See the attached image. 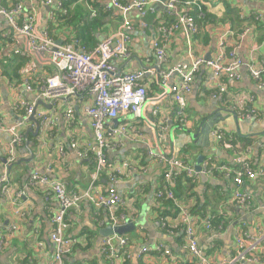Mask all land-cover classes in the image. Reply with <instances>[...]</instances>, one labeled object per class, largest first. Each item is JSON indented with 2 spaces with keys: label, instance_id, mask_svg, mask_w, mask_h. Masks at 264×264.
<instances>
[{
  "label": "crops",
  "instance_id": "crops-1",
  "mask_svg": "<svg viewBox=\"0 0 264 264\" xmlns=\"http://www.w3.org/2000/svg\"><path fill=\"white\" fill-rule=\"evenodd\" d=\"M41 0H0V7H11L17 3L23 5L27 12L34 11L37 31L41 32L52 24L49 23V15L52 6H44ZM59 1V0H57ZM69 6L70 15L75 18L70 24L61 26L55 22L51 33L58 43L75 36L77 28L83 27L81 15L89 13L88 27L90 37L87 45L94 46L105 36L112 34L122 23L123 18H128L134 23V30L129 33L130 56L126 60L116 61L121 73H130L141 69H154L158 63L152 50V42L157 36L160 24L167 16L165 2L156 0L152 5V13L146 19L147 28L138 27L139 19L134 11L124 15L117 10L105 9L92 17L90 7L96 3L102 8L109 0H62ZM123 4H129L133 0H119ZM193 1V0H191ZM207 12L219 18H226L229 9L241 17L260 15L264 19V0H203ZM190 6H184L188 9ZM86 14V15H87ZM85 18V20H87ZM94 19V20H92ZM229 19V18H228ZM226 23H209L205 26V34L202 39L196 40L194 36L180 30L175 32L166 46L167 57L160 65L163 70H169L175 65L186 64L189 54L202 58L215 57L218 51V42L225 40V51L234 52L237 59L242 62H251L259 65L264 62V28H256L255 25H230ZM91 22V23H90ZM62 24V23H61ZM63 25V24H62ZM50 29V27H49ZM7 23L0 18V121L4 127L13 125L21 118V114L13 109L18 98L27 102H34L37 113L48 114L51 118L57 117L52 129L39 127L37 136L34 131L37 127L34 122H25L23 138L29 141V148L23 145L16 152V161L8 165L5 161V144L9 140L6 133L0 132V177L5 175L8 179V192L0 191V233L4 234L11 226L17 229L9 240L8 246L0 253V264H41L48 261L52 255V245L49 242L51 229L50 219L53 211L57 209L52 199L46 198L38 190L29 186V178L34 170L46 175L49 179L65 183L68 195L79 194L87 191L92 185L99 190L109 187L107 175H100L99 180L93 181L94 162L88 155L80 158L78 152L82 151L86 144L93 141L92 131L88 120L83 114V105L75 108L76 123L69 127L63 119L66 105L63 101H55L52 104L44 102L37 105V85L41 79L54 74V69L48 65H41L36 58L30 59L34 64V80L31 82L33 90L27 92L23 86H19L20 78L15 71V59L25 58L20 56V51L26 47L25 38L10 37ZM83 40V39H81ZM24 67V65H23ZM242 79L237 83H228V90L232 94L248 93L254 96L253 107L256 109L260 122L239 120L232 111L229 101L211 100L209 93L212 91L209 83V73L201 69L194 79L191 94L186 99L185 118L182 124H174V114L171 103L165 99L160 103L161 118L170 130L167 143L159 146L168 157L181 159L195 168L199 156L204 161L213 158L215 164L233 165V153L221 149L212 136L216 128L230 136H238L243 140L252 142L241 154L251 161L254 170L264 171V87L259 88L242 69ZM17 77V79H16ZM150 97L161 95L162 89L158 81L146 79ZM49 107V108H48ZM150 106L146 107V114L150 112ZM150 144L157 147L154 134L142 123L134 119H128ZM201 125H206L203 131L196 134ZM208 128H211L207 131ZM32 130L31 133L27 132ZM77 142V148L70 147L71 141ZM154 142V143H153ZM243 142V141H242ZM245 142V141H244ZM63 148L60 153L59 148ZM32 158V160H28ZM107 159L110 165L118 162H127L130 168L116 184V191L122 198L119 212L128 215L134 225V230L123 235L128 240L125 251L129 255L126 264H180L183 257V234L181 231L167 232L161 228L160 217L167 212V206L155 197L160 188L163 172L162 163L155 161L147 155L145 147L134 142H126L120 149L109 152ZM22 160H28L26 163ZM202 162V163H203ZM201 163V165H202ZM241 190L252 198L254 208L245 211L236 206L231 197L234 191L233 183L222 177L220 173L212 176H200L197 178L192 197L183 203L190 210L193 209L194 217L201 220L203 217L220 212L225 213L233 222L221 220L222 228L205 230L198 221L195 225L194 239L201 249L204 257L210 262H219L234 254L235 238L234 229L237 224H243L250 236L257 235L264 229V175L252 180L245 179ZM16 192H22L21 197L14 202ZM190 193V195H191ZM22 214L18 216L16 214ZM169 214V213H168ZM66 229L64 235L67 238L79 241L72 254L65 258V264H106L100 255L102 238L99 231L108 227L107 213L105 210L95 212L87 202H82L80 210L69 211L66 215ZM157 245L167 247L171 258L155 256L152 250ZM143 248L150 253H141ZM259 263L264 264V249L256 253ZM171 260L173 262L171 263ZM191 264V263H190Z\"/></svg>",
  "mask_w": 264,
  "mask_h": 264
},
{
  "label": "built area",
  "instance_id": "built-area-1",
  "mask_svg": "<svg viewBox=\"0 0 264 264\" xmlns=\"http://www.w3.org/2000/svg\"><path fill=\"white\" fill-rule=\"evenodd\" d=\"M156 0H133L129 4H123L119 0H109L104 9L106 11L117 10L124 15L134 11L138 15L141 29L147 28L146 19L152 13L151 5ZM44 6H52L49 15V23L57 21V15L65 17L67 10L62 5V0H41ZM184 6H190L187 10ZM195 6L191 0H167L165 8L168 17L174 23L158 27L157 36L152 42L153 55L158 63L154 69H141L130 73H121L117 68L116 61L126 60L130 56L129 44L130 32L134 30L133 21L123 18L122 23L112 34L105 36L97 45L86 50L80 47V41L75 36H70L68 40L58 43L50 34L48 27L41 32L37 31L34 11L27 12L22 4L17 3L11 7H0V18L8 25L10 37L25 38L26 47L20 51V56L25 58V64L20 72V84L30 92L33 90L34 64L30 57L36 58L41 65L53 67L54 74L41 79L37 85V98L42 102L52 104L55 101H63L66 109L63 112V119L69 127L76 123L75 108L83 105V114L89 122L92 131L93 141L85 145L82 151L77 154L80 158L88 155L94 162L92 180H99L100 175L106 174L109 187L102 191L93 185L87 191L79 194L68 195L65 183L58 180L49 179L46 175L34 170L29 178V186L43 193L48 199H52L57 209L53 211L50 219L49 242L52 245L51 258L41 264H65V258L74 251L79 241L67 238L64 235L66 225V215L69 211H79L82 202H87L95 212L105 210L107 213L108 226L114 228L122 227L129 220L128 215L119 212L122 198L116 191V184L130 164L123 162L109 164L107 154L116 151L130 141L143 145L147 155L162 163L165 170L163 181L165 188L157 190L155 197L158 201L168 200L173 207L169 217H160L161 228L167 232L179 230L183 234V257L180 264H256L259 263L256 253L264 249V229L257 235L250 236L244 229L243 224H237L234 229L235 250L234 254L219 262H210L203 256L200 247L194 239L195 225L201 222L205 230L212 229L214 221L218 223L215 228L221 229L223 219L229 222L233 220L225 213L220 212L218 216L211 214L201 220L194 217L188 207L176 198L171 188L176 177L184 174L188 178H198L200 176H212V172H217L225 179L230 180L234 185L231 201L245 211H252L254 208L252 198L244 194L241 186L245 179L252 180L255 177L263 176L262 169L254 170L246 155L235 153L232 147L231 137L225 139L221 130L216 128L212 131V136L216 143L223 149L233 152V166L215 164L213 158H208L201 165L200 171H196L193 166L185 163L181 159L168 157L165 151L159 146L165 145L168 141L170 127L169 123L161 118L160 103L165 99L172 105L174 120L179 124L184 122L186 111V99L191 94L194 79L200 70L206 69L209 73V83L212 91L209 93L211 100L229 101L233 107L232 111L239 120L260 122V117L256 109L252 106L254 96L252 94H232L228 90V83H237L242 79V69L259 88L264 87V62L255 65L251 62H242L237 59L234 52L226 55L225 40L222 38L218 42V51L215 57L206 61L200 56L188 55L186 64H178L169 70H163L161 64L167 57L166 46L169 38L177 31H184L187 36L196 35L198 26L189 10ZM94 17L95 12H91ZM256 20L260 21L264 28V19L256 15ZM158 81L162 89L161 95L156 98L150 97L146 79ZM150 106V112L146 114V107ZM15 112L21 114V118L9 127H4L0 121V132L9 136L5 144L6 163L14 164L16 152L23 145V130L25 122L30 117H34L41 128L50 131L55 125L57 117L51 118L48 114H39L36 111L34 102H27L18 98L13 105ZM142 122L153 134L157 144L153 146L147 139L139 133L132 124ZM172 120V121H174ZM157 133V137H156ZM158 139V142L156 141ZM154 143V142H153ZM70 147L77 148V142L72 140ZM60 153L63 148H59ZM8 179L5 175L0 177V191L8 192ZM22 195L16 192L14 202ZM18 216H22L16 212ZM17 227L11 226L4 234L0 233V253L8 246L9 240L13 237ZM128 240L123 236L113 235L102 239L100 245V255L106 264H125L129 259L125 251ZM155 256L160 258H171L169 249L163 245H157L152 250ZM141 253H150V250L143 248ZM173 260H171V263ZM176 264V263H174Z\"/></svg>",
  "mask_w": 264,
  "mask_h": 264
},
{
  "label": "trees",
  "instance_id": "trees-1",
  "mask_svg": "<svg viewBox=\"0 0 264 264\" xmlns=\"http://www.w3.org/2000/svg\"><path fill=\"white\" fill-rule=\"evenodd\" d=\"M193 1L195 2V6L190 8L189 15L192 16V18L194 19L195 23L198 26L197 33H196V35H194V37H196V40L203 38V36L205 34V26H207L209 23H211V24H214L216 22L226 23L225 21L228 18H229L228 22H230L229 23L230 25L231 24L232 25H236L237 27H241L242 25H244V27L245 26L247 27L248 25H255L256 28L262 29V26L260 24L261 22L256 20V15L255 14L254 15H250L248 17H241L240 15L236 14L235 11L229 9L228 13H231V14H234V15H227L228 17H226V18H219L216 15H213L212 13L207 12V10L205 9L204 4L202 3L203 0H193ZM61 3L63 5V7L67 10V15L65 17L57 15V21L56 22H57V24H60L61 26H64L66 24H70L72 21L75 20V18L72 16V14L70 15V10H69V6L68 5L71 2H69L68 4H65V2L62 1ZM90 3L92 5L89 8L90 9V13L93 11L91 8L95 9L97 14H99L101 11L104 10V8H102V6H99L96 3L94 5H93L92 2H90ZM86 14L87 13H85L84 15L80 14L81 15L80 20H83V27L76 29L77 33L75 34V37H76V39H78L80 41V47H82V48H84L86 50H91L97 44L94 45V46H88L87 45V43L89 41V39L87 37H90V31L87 30V29H89L88 27H90L91 24L88 23V19L86 18V16L89 17V13L87 15ZM85 18L87 20H85ZM92 20H94V19H92ZM173 23H174V20L172 18L165 16V17H163V21H159L158 20L154 24H160V26L161 25L169 26V25H171ZM52 25L48 26L49 34H50L51 37H52V33H51ZM49 27H50V29H49ZM52 38H54V37H52ZM81 39H83V40H81ZM225 53H226V55H228V50H226ZM15 62H16L15 71H18V74H20V72H21V70L23 68V65H24L23 59L17 57L15 59ZM19 78H20V75H19ZM16 79H17V77H16ZM173 122H174V124H178L179 123L178 120H174ZM221 132L224 135L225 139L231 137V139H232L231 143H232L233 151L235 153H242V151H244L247 147H250L251 144H252V142L250 140L249 141L248 140H243V139L239 138L238 136H234L233 137V136L225 134L223 131H221ZM220 148L223 149L221 146H220ZM230 152L233 153L232 151H230ZM250 163H251V161H250ZM212 174L213 175H218L219 173L213 171ZM196 181H197V178H188L184 174H181L178 177H176V179L174 180L173 185L172 186L167 185V188H171L173 193H174V195L176 196V198L180 199V201H182V203H183V201H188V198L192 197L193 192L191 193V191H193L194 187L196 186ZM165 186L166 185H165V183L163 181V177H162V180L160 182V188L158 190L164 189ZM190 193H191V195H190ZM160 201L165 206H167V212L165 211V213H162V216L169 217L171 209L173 207L172 203L170 201L164 200V199H161ZM190 211L193 214V209L190 210ZM220 221H221V219L219 220V222ZM217 223H218V221L216 219L214 221V223H213V226L217 225ZM126 263H127V261L125 262V264Z\"/></svg>",
  "mask_w": 264,
  "mask_h": 264
},
{
  "label": "water",
  "instance_id": "water-1",
  "mask_svg": "<svg viewBox=\"0 0 264 264\" xmlns=\"http://www.w3.org/2000/svg\"><path fill=\"white\" fill-rule=\"evenodd\" d=\"M61 1V0H59ZM161 2H165V0H160ZM210 58H205L206 61H208ZM43 102L41 100H38L37 101V105H42ZM49 108V107H48ZM34 122L36 123L37 127L34 131V135L37 136L38 132H39V127L40 125L38 124V122L36 121V119L34 117H30L28 119V122ZM206 125H201L200 128L198 129L197 133L199 135V132L203 131L204 127ZM211 128H208L207 131H209ZM170 134H172V131L173 130H170ZM29 133L32 132V130L30 129L29 131H27ZM27 136V135H26ZM25 136V140H24V145L26 148H29V141L28 139L26 138ZM156 137H157V133H156ZM156 141L158 142V139L156 138ZM28 160H32V158L28 159ZM28 160H22L26 163H28L29 161ZM204 160V157L203 156H199L196 160V163H195V169L196 171H200L201 169V163L203 162ZM134 230V225L132 224L131 221H128L127 224L125 226H122V227H118V228H114L112 229V227L108 226L102 230L99 231V235L101 236L102 239L106 238V237H110V236H113V235H117V236H123L129 232H132Z\"/></svg>",
  "mask_w": 264,
  "mask_h": 264
}]
</instances>
